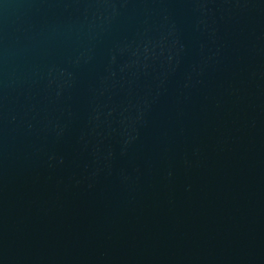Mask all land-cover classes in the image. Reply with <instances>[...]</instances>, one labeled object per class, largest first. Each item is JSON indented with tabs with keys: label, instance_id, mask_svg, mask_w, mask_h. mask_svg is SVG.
<instances>
[{
	"label": "water",
	"instance_id": "95a60500",
	"mask_svg": "<svg viewBox=\"0 0 264 264\" xmlns=\"http://www.w3.org/2000/svg\"><path fill=\"white\" fill-rule=\"evenodd\" d=\"M0 264H264V0H0Z\"/></svg>",
	"mask_w": 264,
	"mask_h": 264
}]
</instances>
